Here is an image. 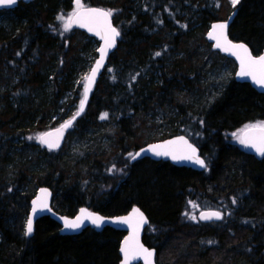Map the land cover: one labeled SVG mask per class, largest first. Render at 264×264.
<instances>
[{"label":"trees","instance_id":"obj_1","mask_svg":"<svg viewBox=\"0 0 264 264\" xmlns=\"http://www.w3.org/2000/svg\"><path fill=\"white\" fill-rule=\"evenodd\" d=\"M81 2L111 10L121 38L59 152L33 136L76 115L77 76L97 58L98 42L65 32L57 19H67L75 0L0 12L9 17L0 23V264H120L125 234L112 228L63 236L44 217L25 235L43 187L54 193L53 209L69 217L83 207L114 217L138 206L150 221L144 244L158 264H264V155L230 140L244 125L264 122V94L236 82L235 62L206 39L213 23L234 16L229 37L260 55L264 0ZM174 136L199 148L205 171L149 158L131 163L129 153ZM206 210L222 220L200 222Z\"/></svg>","mask_w":264,"mask_h":264},{"label":"snow or ice","instance_id":"obj_2","mask_svg":"<svg viewBox=\"0 0 264 264\" xmlns=\"http://www.w3.org/2000/svg\"><path fill=\"white\" fill-rule=\"evenodd\" d=\"M239 2L240 0H230L233 7ZM15 3L16 0H0V5H13ZM75 5L76 10L68 14L67 19H65L64 14L57 17L58 20L63 21L64 31H70L75 25L80 28H87L89 32H94L104 41L103 47L99 48L100 59L96 62V66L92 68L91 75L85 77L87 83L84 85L83 98L79 105V111L76 113V116H79L84 111L88 93L91 91V85L95 81L96 74L103 65L108 50L115 46L116 37L120 33L111 25L110 17L113 14L111 10L85 8L81 0H75ZM226 29L227 23L214 24L208 36L216 42V48L231 53V55L236 56L239 60L240 70L237 73L238 76L250 77L255 84L264 87V55L254 57L245 45L233 44L227 39ZM155 55L159 56L160 53L157 52ZM107 117L108 114L104 113L100 116V119L103 120ZM74 119L75 116L62 124L55 132L43 133L36 139L42 145H46L50 150L59 148L64 131L72 126ZM237 138L241 144L255 148L259 154L264 155V122L246 125L241 135ZM29 139H32V137H29ZM141 151L145 150L142 149ZM147 151L152 152L156 156H170L173 160H189L198 164L201 168L207 167L205 161L197 155L196 148L189 144L184 137L167 141L164 144L152 145ZM140 154V152L135 154L129 153V156L134 160ZM41 192L45 198L49 195L46 189H42ZM236 202V199L233 198L232 203L235 204ZM193 207H196V205H193ZM45 208H47L46 199L37 198V200L33 201L32 216H29L26 220L25 235H30L33 232V217L37 214L38 209ZM190 218L192 220L197 219L195 215H192ZM222 218L219 211L201 212L199 216V219L204 221H211L213 219L221 220ZM85 221H89L96 228H100L105 223V218L87 209H81L80 214L75 219H64V228L73 230L80 229ZM114 222L127 224L133 229L132 235L125 239L120 249L123 254V264H130L131 260L140 257L144 259L145 264H152L151 257L153 256V252L144 248L139 242V228L144 223H147L143 213L139 209H133L129 216L118 218Z\"/></svg>","mask_w":264,"mask_h":264},{"label":"water","instance_id":"obj_3","mask_svg":"<svg viewBox=\"0 0 264 264\" xmlns=\"http://www.w3.org/2000/svg\"><path fill=\"white\" fill-rule=\"evenodd\" d=\"M34 0H16V3L13 4V5H0V12L1 11H4V10H7V11H10V10H13L15 9L16 7H18V5L20 3H29V2H32ZM85 8H98V9H103V10H106L104 8H100V7H85ZM234 16H231L228 20L226 21H219V22H215L211 25V28L210 30L208 31V33L212 30V26L214 24H220V23H227V29H226V36H227V39L229 41H231L233 44H243L245 45L249 51L251 52V54L253 55L250 47L243 43V42H235L233 41L230 37H229V30H230V27L234 21ZM110 22H111V25L112 27H114L118 32L119 30L114 26V23H113V17L111 16L110 17ZM72 29H75V30H78V31H81L83 33H85L88 37L90 38H93L95 40L98 41L99 43V47H98V50H97V60L95 61L94 65L92 68H94L96 66V62L100 59V52H99V48L103 47L104 45V41L101 39L100 36L96 35L94 32H89L87 30V28H80L78 26H73ZM120 33V32H119ZM208 33L206 35V39L207 41L213 45V48L219 52L222 56L232 60L235 62L236 64V73H235V81L238 82V83H242V84H249L256 92H258L259 94H264V87H261L260 85L258 84H255L252 79L250 77H240L237 75V73L239 72L240 70V62L239 60L236 58V56L234 55H231V53L229 52H225L221 49H218L215 47V41L210 39L209 36H208ZM121 38V34L116 37V43H115V46L111 49L108 50V54L103 62V65L99 68L97 74H96V77H95V81L94 83L91 85V91L88 93V98H87V102L85 104V107H84V111L79 115V116H75V119L73 120V124L70 128L66 129L63 133V138L60 140V146L59 148H56V149H52L50 150L46 145H42L41 143V146L43 148H45L46 150L50 151V152H58L60 151L65 142H66V139H67V136L69 134V132L73 129V127L75 126L77 120L85 113L89 103H90V100H91V96L93 94V91L97 85V83L99 82L100 78L102 77L106 67H107V64L112 56V54L116 51L117 47H118V42ZM261 55H264V51L258 55V56H254V57H259ZM92 70V69H91ZM91 75V71L89 73L88 76ZM87 83V81H86ZM60 128L57 127V128H54L50 131H47V132H55L56 129ZM46 133V132H45ZM180 137H184V139H186L188 141L189 144H191L193 147L196 148L197 150V155L203 159L205 161V159L201 156V152L199 150V148L197 146H195L187 137L185 136H174V137H171L169 139H166V140H163V141H160V142H155V143H151V144H148L146 145L145 147L141 148L140 150H138L137 152H140L141 154L139 156L136 157V159H132L131 162L132 163H135L136 161H139V160H142L144 158H149L153 161H164V162H169L171 163L172 165L176 166V167H181V168H189V169H192L194 171H198V172H203L206 170V168H201L198 164H195L193 161H189V160H173L170 156H156L154 155L152 152L150 151H147V149L150 148V146L152 145H156V144H164L165 142L167 141H171V140H177L179 139ZM243 148L250 154L256 156V157H262L263 155L259 154L255 148H251V147H247L245 145H243ZM145 150V151H141V150ZM136 152V153H137ZM205 164L207 165L206 161H205ZM42 189H46L47 190V193L49 195H47V197L45 198L41 192ZM37 198H42V199H46V202H47V208L45 209H38L37 211V214L33 217V231L35 229V225L36 223L44 218V217H50L51 219H53L55 222H57L60 227H61V230H60V234L63 235V236H76V235H80L84 230L88 229V228H91L93 230H95L96 232H102L105 228H112L116 231H119V232H123L125 234L122 242H121V245H120V249L121 247L123 246L124 244V241L126 238H128L129 236L132 235V232H133V229L132 227H130L129 225L127 224H120V223H115L114 221H116L118 218H121V217H126V216H129L133 209H139L141 213H143V216L145 217L147 223H144L142 226H140L139 228V242L140 244H142L144 246V248L148 249L149 251L153 252V256L151 257V262L152 264H158L157 263V251L155 249H150L148 248L145 244H144V235H145V231L147 229V227L149 226V219L148 217L146 216V214L138 207V206H135L132 208V210L130 212H128L127 214L125 215H121V216H114V217H108V216H103L102 214L100 213H97L95 211H91L89 210L88 208L86 207H83V208H80L78 210V212L76 213V215L74 217H69V216H65V215H61L59 213H57L54 209H53V199H54V193L51 189L49 188H46V187H43V188H40L37 192H36V195L34 196V198L32 199L31 201V209H30V212L28 214V217L29 216H32V207H33V201L34 200H37ZM81 209H87L88 211L92 212V213H95L97 215H100L102 217L105 218V223L100 227V228H96L94 225H92L89 221H85L84 225L80 228V229H76V230H73V229H67V228H64V219H69V220H72V219H75L76 216H78L80 214V210ZM215 210H206V211H202V212H213ZM201 213V212H200ZM200 213L198 215V220L202 223H214V222H220L221 220H211V221H204V220H200L199 219V216H200ZM222 215V214H221ZM120 252V256H121V262L120 264H123V254L121 253V250H119ZM130 264H145L144 262V259L142 257L140 258H137V259H133L130 261Z\"/></svg>","mask_w":264,"mask_h":264},{"label":"rangeland","instance_id":"obj_4","mask_svg":"<svg viewBox=\"0 0 264 264\" xmlns=\"http://www.w3.org/2000/svg\"><path fill=\"white\" fill-rule=\"evenodd\" d=\"M83 4V3H82ZM76 10V5H74V9H73V11L72 12H74ZM71 12V13H72ZM70 13V14H71ZM9 17L7 16V15H4L3 17H1L0 18V23H2L3 22V20L2 19H8ZM97 49H98V47H96V51H97ZM96 59L97 58H94V61L92 62V64H90L84 71H81L79 74H78V76H77V80H76V86H82V89H81V94H80V99H79V102L75 105L76 106V111L75 112H77L78 110H79V105H80V102H81V99L83 98V93H84V85L86 84V79H85V77H87L88 75H89V73H90V71H91V68H92V66L94 65V63H95V61H96ZM227 69H228V67L226 68L225 67V70H224V73L225 74H227ZM50 91V90H49ZM70 97H72L71 96V94H68ZM67 120H65V121H62V122H60L59 124H58V126H61L63 123H65ZM255 123H258V122H255ZM250 124H254V123H250ZM246 125H249V124H246ZM246 125H244L243 127H241L240 129H238L237 131H235V132H233V133H230V140H231V142H232V144L233 145H235V146H239V147H241V148H243V146H242V144L240 143V140L237 138L238 136H240L241 135V133H242V130L245 128V126ZM57 126V127H58ZM44 132H41V133H37V134H35L34 136H33V139L35 140V141H37V143H39V140L38 139H36L37 137H39L41 134H43ZM193 215H195V214H193ZM192 216V215H191ZM196 217H197V215H195Z\"/></svg>","mask_w":264,"mask_h":264},{"label":"bare ground","instance_id":"obj_5","mask_svg":"<svg viewBox=\"0 0 264 264\" xmlns=\"http://www.w3.org/2000/svg\"><path fill=\"white\" fill-rule=\"evenodd\" d=\"M153 143V142H152ZM151 144V143H150ZM27 218H28V216H27ZM215 223V222H214Z\"/></svg>","mask_w":264,"mask_h":264}]
</instances>
